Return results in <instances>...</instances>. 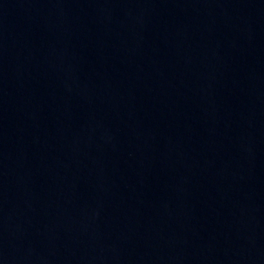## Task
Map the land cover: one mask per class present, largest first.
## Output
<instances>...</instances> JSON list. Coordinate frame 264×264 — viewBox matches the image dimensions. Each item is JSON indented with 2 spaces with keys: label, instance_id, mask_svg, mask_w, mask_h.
Listing matches in <instances>:
<instances>
[{
  "label": "water",
  "instance_id": "obj_1",
  "mask_svg": "<svg viewBox=\"0 0 264 264\" xmlns=\"http://www.w3.org/2000/svg\"><path fill=\"white\" fill-rule=\"evenodd\" d=\"M0 264H264V0H0Z\"/></svg>",
  "mask_w": 264,
  "mask_h": 264
}]
</instances>
